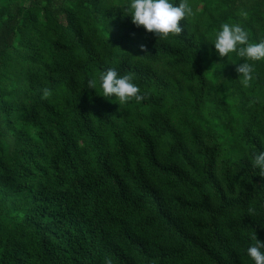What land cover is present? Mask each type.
I'll return each instance as SVG.
<instances>
[{
  "label": "trees",
  "instance_id": "trees-1",
  "mask_svg": "<svg viewBox=\"0 0 264 264\" xmlns=\"http://www.w3.org/2000/svg\"><path fill=\"white\" fill-rule=\"evenodd\" d=\"M187 2L158 37L127 0H0V264H253L264 61L245 85L210 43L223 22L264 38V0ZM108 68L144 99L87 88Z\"/></svg>",
  "mask_w": 264,
  "mask_h": 264
},
{
  "label": "clouds",
  "instance_id": "clouds-1",
  "mask_svg": "<svg viewBox=\"0 0 264 264\" xmlns=\"http://www.w3.org/2000/svg\"><path fill=\"white\" fill-rule=\"evenodd\" d=\"M124 13L133 25L142 26L146 32L158 37H166L169 34L178 35L182 32L183 25L178 22L192 16L193 9L187 0H127ZM210 44L219 57L235 53L236 57L244 58L236 64L234 71L245 85L253 79L254 63L252 62L264 61V38L252 40L248 30L239 22L221 23L211 37ZM140 47L143 49V45ZM97 82L101 96L114 97L120 104L132 99L136 102L144 99L130 74L119 75L113 68H108L96 79H89L87 88L94 90ZM50 94L48 88L42 89L43 98ZM252 164L259 169L260 176H264V150L253 155ZM245 252L253 264H264V242L257 240L253 231Z\"/></svg>",
  "mask_w": 264,
  "mask_h": 264
}]
</instances>
